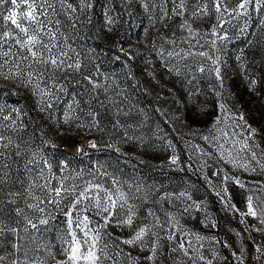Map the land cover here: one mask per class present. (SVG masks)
Listing matches in <instances>:
<instances>
[{
    "label": "snow or ice",
    "instance_id": "6c2138e0",
    "mask_svg": "<svg viewBox=\"0 0 264 264\" xmlns=\"http://www.w3.org/2000/svg\"><path fill=\"white\" fill-rule=\"evenodd\" d=\"M230 73L264 111V0H0V264H264V184L226 170L264 173V121L233 110ZM153 141L167 185L121 167ZM220 213L255 221L231 230L241 247L202 234Z\"/></svg>",
    "mask_w": 264,
    "mask_h": 264
},
{
    "label": "rangeland",
    "instance_id": "374dc122",
    "mask_svg": "<svg viewBox=\"0 0 264 264\" xmlns=\"http://www.w3.org/2000/svg\"><path fill=\"white\" fill-rule=\"evenodd\" d=\"M256 15L257 14L255 12L252 13V20L258 23V20H256ZM250 27L252 28V30L254 31L256 30L255 23L250 24ZM92 43H95V41H93ZM162 75L164 76V78L163 80L160 81V84L157 85L155 81L152 82L153 86L157 91H159V89L163 87L166 89L164 95L168 96L169 93L167 92V89H172L173 94H175L177 90L182 88V85L178 80H172V78L168 77L166 74H162ZM209 83H212V81L205 74V77L199 78L196 82H194L193 87L207 88ZM225 88L228 90V92H226V95H228L230 100L234 101L235 103V108L233 109L234 111L239 110L240 112L245 113L246 119L248 120L249 123H252L253 126H258L261 121H264V111H262L261 109L260 101L257 100L255 95L249 94L240 77L232 75L230 73L229 78L226 79L225 81ZM209 98L211 99V97ZM145 103H147L146 100ZM216 111L217 114H219V109H217ZM195 127L199 129H203L204 134H207V125L199 124V125H195ZM244 127L246 128V125ZM166 131H169V134L172 137L176 136L175 132H171L168 129H166ZM235 131L237 133H240L242 129L236 128ZM145 134L150 135V131L148 129H145ZM194 142L200 144L207 151L213 150L210 145H208L204 141H201L199 138H197ZM230 144L231 141H229V145ZM178 150H180V154L182 156V164L187 170V174L185 178L190 179V181L194 184H204L205 181L203 180L201 174L198 171L193 170L198 168L199 166L195 156L193 157L192 160V169L187 168L189 153L184 147L183 140L179 142ZM167 154H171V149L167 150ZM109 155L110 154L107 152L104 153L93 152L92 159L93 160L99 159L101 161H104L109 157ZM165 156H166L165 149L160 147L157 142L153 141V143H146V145L142 148L139 145H137V151L132 155V159L126 161V165L122 164L121 167L125 170L126 174H133V167H135L136 172L134 173V175H142L144 177H147L149 182L155 181L158 184L167 185L169 179H172V181L174 182L176 177L169 176L170 170L167 167ZM76 159H80L79 154H77ZM162 160L165 161L163 169L160 168V164ZM141 161H144L145 163H141ZM84 163L87 164V159H84ZM218 166L221 167L222 169L225 168V165L223 163L219 164ZM214 170L215 168H211L208 171V175L211 176V171ZM226 170H228L231 174L239 176L240 179L247 182V184L250 187H255L257 184H264V173H261L259 170H257L256 172H244L243 170L233 169L231 165H227ZM222 175L223 172H221V176ZM230 188L231 190L237 193L240 192V189L238 187L231 185V182H230ZM168 190L171 191L172 189L169 188ZM209 204L214 213L217 212L220 208L219 201L216 200L214 195H210ZM241 207L243 208L242 205ZM220 217H221L220 227L218 229H213L211 230L210 233L202 232V234H214L217 235L221 241H223L224 239H228L229 242L234 245V247L236 248L241 247L242 246L241 241L237 240L235 232L231 230L235 229L237 232L241 231L243 228L247 226L248 223H255V221H253L252 218L249 217L248 220L245 221V223H241L240 217L238 215L233 216L229 214L228 218L225 219L223 218V213H220ZM185 223L187 225V228H196V225L188 217H186L185 220L182 221V225H184ZM201 228H203L202 225L196 230H200ZM243 236H244L243 246L251 245L252 240L248 239L249 236L252 239H254L256 242H260L261 240V234L255 232L254 230L251 233H244ZM219 247L220 245H217V248ZM126 250H130V249H126ZM135 254L136 253L133 252V255ZM221 254L223 256H229V250H224ZM232 264H234V262H232Z\"/></svg>",
    "mask_w": 264,
    "mask_h": 264
}]
</instances>
